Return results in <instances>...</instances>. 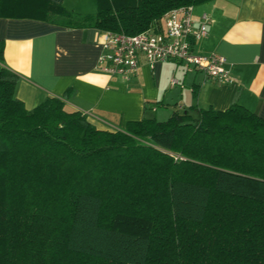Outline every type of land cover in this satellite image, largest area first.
Segmentation results:
<instances>
[{"label":"trees","instance_id":"obj_1","mask_svg":"<svg viewBox=\"0 0 264 264\" xmlns=\"http://www.w3.org/2000/svg\"><path fill=\"white\" fill-rule=\"evenodd\" d=\"M212 0H0V17L162 31ZM0 41V264H264V118L193 106L96 127L49 95L27 109Z\"/></svg>","mask_w":264,"mask_h":264},{"label":"crops","instance_id":"obj_2","mask_svg":"<svg viewBox=\"0 0 264 264\" xmlns=\"http://www.w3.org/2000/svg\"><path fill=\"white\" fill-rule=\"evenodd\" d=\"M73 14L97 12V0H50ZM208 14V34L193 43L196 54L226 57L230 81H221L179 61L141 60L128 80L101 69L107 30L0 17L4 59L19 81L16 95L27 109L47 96L65 97L66 108L85 113L96 127L125 129L128 122L167 120L193 106L224 110L240 104L264 118V0H212L194 5ZM175 81V82H174Z\"/></svg>","mask_w":264,"mask_h":264},{"label":"built area","instance_id":"obj_3","mask_svg":"<svg viewBox=\"0 0 264 264\" xmlns=\"http://www.w3.org/2000/svg\"><path fill=\"white\" fill-rule=\"evenodd\" d=\"M210 21L206 13L196 16L191 4L167 11L162 31L152 29L130 35L107 30L100 67L110 75L128 80L137 73L142 59L149 64L175 60L202 70L209 77L230 81L225 56L216 52L196 54L193 51V43L208 34Z\"/></svg>","mask_w":264,"mask_h":264},{"label":"rangeland","instance_id":"obj_4","mask_svg":"<svg viewBox=\"0 0 264 264\" xmlns=\"http://www.w3.org/2000/svg\"><path fill=\"white\" fill-rule=\"evenodd\" d=\"M183 65L187 66V64H185V63H180V67L183 66Z\"/></svg>","mask_w":264,"mask_h":264}]
</instances>
